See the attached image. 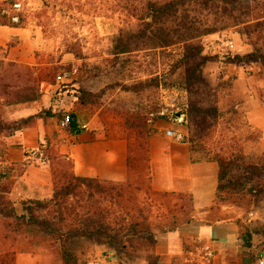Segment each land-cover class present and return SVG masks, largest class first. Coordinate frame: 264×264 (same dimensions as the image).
I'll list each match as a JSON object with an SVG mask.
<instances>
[{"label": "rangeland", "instance_id": "1", "mask_svg": "<svg viewBox=\"0 0 264 264\" xmlns=\"http://www.w3.org/2000/svg\"><path fill=\"white\" fill-rule=\"evenodd\" d=\"M12 1H0V23H7L3 11ZM141 2L25 0L19 23L29 28L25 60L13 59L9 48H0V122L10 125L0 132V149L21 131L7 135L22 120H29L30 127L51 126L53 139L63 141L66 133L58 128V119L78 109L85 112L90 130L124 136L130 148L129 176L122 182L88 187L74 178L71 160L47 142L41 149L48 152L38 157L46 169L38 188L15 178L0 182V190L13 193L14 207L20 205L26 215L34 207L55 230L45 234L22 229L11 235L9 244L14 238L16 248L32 255V260L20 257L16 264H164L159 239L194 218V206L191 194L157 189L151 176L146 138L162 118L157 116L162 109L185 114L184 130L196 159L218 164L220 157L231 164V155H244V165L230 167L231 185L221 190L212 215L239 219L264 235V129L251 114L258 101L264 103V67L253 59L224 60L225 55L246 56L255 42L263 47L260 35H248L239 22L264 11V0H240L236 11L222 15L191 7L194 19L215 22L217 30L187 44L144 42L117 54L116 37L142 27ZM228 40L236 47H228ZM187 45L202 52L181 62ZM203 58L208 60L199 70ZM62 72L69 76L60 81ZM254 170L261 171L259 176L249 173ZM27 190L37 195L26 199ZM37 201L47 207L39 208ZM170 264L193 261L176 257Z\"/></svg>", "mask_w": 264, "mask_h": 264}, {"label": "crops", "instance_id": "2", "mask_svg": "<svg viewBox=\"0 0 264 264\" xmlns=\"http://www.w3.org/2000/svg\"><path fill=\"white\" fill-rule=\"evenodd\" d=\"M27 32V27L0 25V48H9V56L24 61V49L31 44L27 40ZM232 44L230 48H235L233 41ZM261 88H264V79L263 85L261 79ZM72 113L78 126L85 129L79 133L73 132L72 141L66 138L60 142L55 141L52 127L44 124L25 128L7 138L1 149L4 154L3 164L6 166L5 179H19L26 186L30 185V188H38L46 169L39 165L37 153L41 144L47 142L72 161L73 172L77 176L113 183L127 180L130 150L127 138L104 136L90 130L89 120H86L82 109ZM251 114L253 122L264 129V103L258 101ZM168 128H177L186 135L184 125L175 124L169 115L155 122V130L146 138L151 176L157 189L191 194L194 218L159 239L164 244L166 254L162 255L161 259L164 260L160 262L170 264L179 257L185 262L193 261V264H260L261 259L264 261V235L255 233L254 229L239 219L212 215L217 200L218 164L196 159L187 141L179 143L168 139L165 136ZM17 169H20V173H16ZM36 192L27 190L26 199L33 198ZM17 205L15 211L21 215L23 212L16 210ZM206 246L212 248L213 256L204 255ZM7 253L13 254L15 264L20 257L27 258V262L32 260L29 251L26 254L20 248L15 247L1 254Z\"/></svg>", "mask_w": 264, "mask_h": 264}, {"label": "trees", "instance_id": "3", "mask_svg": "<svg viewBox=\"0 0 264 264\" xmlns=\"http://www.w3.org/2000/svg\"><path fill=\"white\" fill-rule=\"evenodd\" d=\"M12 3L13 1L9 4V6ZM239 3L240 0H142L141 7L143 11H145L144 16L140 18L142 27L126 34H119L116 37L114 51L117 54L128 52L133 48L140 46V44L144 42H153V44L158 46H168L175 42H184L187 44L192 38L202 34L212 33L218 28L215 26V22L210 25L202 23L201 21L196 20V18L194 19L189 12L191 7L195 8L203 6L209 11H219L222 15L224 13L232 14V12L238 9ZM226 4L231 5L230 11L226 9ZM220 9H222V11ZM259 12L260 14L257 16H251V19L242 20L239 24H245L248 35L254 36V34H259L261 39L264 40V11L260 9ZM3 17L8 24L0 23V25L19 26V23L17 24L11 21L9 15L5 14ZM256 45L257 42L253 43V51L244 57L225 55L224 60L227 59L229 63H238L245 59H253L260 62V64L264 67V41L263 47H256ZM186 47L184 57L180 60L181 62L189 61L195 56L200 55L202 52L199 47H192L191 45H187ZM207 60V58H203L199 62L197 68L200 70L201 67L205 65ZM11 65L15 64L11 63ZM48 112V116H52V113L50 111ZM28 127H30L29 120L19 121L18 126L16 128L14 127L12 131H8L7 135H12L14 132ZM9 129L10 125L0 122V132L7 131ZM72 130L74 133H79L85 129L84 127H79L76 120H74L72 123ZM190 149L193 154L194 152L192 147H190ZM48 150V148L40 149L37 153V157H40L41 154L44 156ZM233 157L235 160L231 164H226L225 159L220 157L216 160L219 165L217 198L219 197L221 190L226 189L231 185V179H227V174H229L232 164L235 163L234 165L238 166L245 164L244 155L242 153H240V155H231L229 159ZM249 173L259 176L261 171L254 170ZM6 176V166L3 163H0V182L3 181ZM74 178L79 181L86 182L87 186L91 188H97L100 183H113L104 182L97 178L80 177L75 174ZM63 185H65V183H63ZM7 193L9 192L0 190V264H14L13 254L7 253L3 255L1 253L10 251L16 247L15 239L13 237L12 243L9 244L10 236H13L15 232L25 229L45 234H49L47 231L55 233V230L50 227V223L45 218H40L36 215L34 207H28L26 209L27 215L25 213L18 215L15 211L14 200H12ZM36 204L41 209L47 207L45 201H37ZM192 219L193 217H189L187 220L181 221L169 232L174 231L177 226L182 223L189 222ZM254 232L258 233L256 230H254ZM117 240L118 239L115 238L114 242Z\"/></svg>", "mask_w": 264, "mask_h": 264}, {"label": "built area", "instance_id": "4", "mask_svg": "<svg viewBox=\"0 0 264 264\" xmlns=\"http://www.w3.org/2000/svg\"><path fill=\"white\" fill-rule=\"evenodd\" d=\"M24 2L25 0H15L13 3L9 6L8 10H4V14H7L10 16V19L13 23H20L21 22V14L24 11ZM226 45L228 47H232V41L228 40L226 41ZM225 58V56H224ZM69 76V72H62L57 76L58 80L63 81ZM171 116L174 123L177 125H184L185 123V114L181 112H176L171 115V113L168 112V109H162V111L159 112L157 115L158 117H164V116ZM152 117H154V114H152ZM75 120L74 115L69 112H63L61 117L58 119V128L65 132L66 138L72 141L73 130H72V123ZM150 121H154L153 118L150 119ZM165 136L174 141L179 143H185L187 141L186 135L183 131L177 129V128H168L165 130ZM45 143L41 144V148H43ZM4 161V154L3 151L0 149V163H3ZM213 250L209 246L204 247V255L206 257L213 256ZM260 264H264V261L261 259L259 261Z\"/></svg>", "mask_w": 264, "mask_h": 264}, {"label": "water", "instance_id": "5", "mask_svg": "<svg viewBox=\"0 0 264 264\" xmlns=\"http://www.w3.org/2000/svg\"><path fill=\"white\" fill-rule=\"evenodd\" d=\"M16 210H17L18 212H21L20 205H17Z\"/></svg>", "mask_w": 264, "mask_h": 264}]
</instances>
